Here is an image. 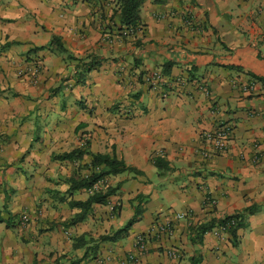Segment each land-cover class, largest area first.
Listing matches in <instances>:
<instances>
[{
	"label": "crops",
	"instance_id": "1",
	"mask_svg": "<svg viewBox=\"0 0 264 264\" xmlns=\"http://www.w3.org/2000/svg\"><path fill=\"white\" fill-rule=\"evenodd\" d=\"M115 9L113 0H0V264H119L131 253L136 259L130 264H190L195 255L202 256L201 264H264V0H145L141 29L132 34L114 25L119 24ZM55 35L77 57L91 52L105 58L84 82L71 78L80 101L62 103L63 122L88 106L95 118L103 112V121L120 117L127 129L119 141L105 136L104 146L94 143L92 150L112 152L116 143L117 154L144 173L110 177L123 181L118 194L107 205L94 204L87 218L73 225L68 222L79 210L70 207L65 192L66 179L76 169L48 167H78L51 158L74 147L49 152L47 143L32 146V105L20 106L18 96L24 93L15 88L9 61L47 45ZM129 35L140 44L132 51L123 39ZM111 37L120 39L114 47ZM41 51L47 48L34 53ZM5 56L8 61L1 62ZM169 61L173 66L163 74ZM122 66L133 72L158 70L162 77L159 89L140 85L134 97L123 99L122 113L113 114V88L126 85L123 77L118 81L123 85L112 86ZM221 125L232 129L224 152L205 141V133ZM61 140L58 146L66 147ZM158 156L171 167L164 174L153 162ZM32 168L39 173H28ZM83 192L74 198L86 199ZM141 193L147 202L127 237L93 240L123 227ZM116 198L123 200L118 216L111 211ZM249 206L259 209L239 229L237 245L217 223L201 242L194 241L196 226ZM24 212L27 225L20 223ZM180 212L185 219L176 218ZM164 220L172 221L174 235L151 236L149 252L137 250L136 237ZM79 237L83 244L78 245ZM171 247L181 251L180 259L167 256Z\"/></svg>",
	"mask_w": 264,
	"mask_h": 264
},
{
	"label": "rangeland",
	"instance_id": "2",
	"mask_svg": "<svg viewBox=\"0 0 264 264\" xmlns=\"http://www.w3.org/2000/svg\"><path fill=\"white\" fill-rule=\"evenodd\" d=\"M129 34L132 33L129 32ZM111 38L112 39H110L109 44L111 45V47H114L117 45V41H119L120 39L117 40V38L115 39V37ZM123 39L126 41L125 46L127 47V51H132L134 46L140 45L139 41L135 39L133 35L123 37ZM17 48L21 49V46ZM0 49L2 48L0 47ZM91 54V52H86L79 56H81L80 58L86 60L90 57ZM21 56L22 57H15V59L13 60L10 59L9 61H12V66L14 67V80L16 84L15 88L17 89V92L24 93L18 96V98L24 101L20 103V106H23V103L27 105L29 102H31L32 105L31 120L34 131L33 133H35V139L32 142V146H37L39 148L41 146L38 143H41L42 145L44 144V147H46L45 143H47L49 152L52 150L54 152H61L65 148L71 149V147L82 145V143H84L86 139H89L91 141V144H97V146L100 148L104 146L103 140L105 136L111 137L112 140L119 141L122 133H125L127 129V126H125V121L120 122V117L117 116L115 119L114 117H112L110 121H103V112H100V115L95 118L93 115L96 111L94 112V109L91 110V107L89 106L87 109H81L83 113H81V115H79L78 117L72 116L71 114V116L67 117L66 121L63 122L64 119L62 116V103L66 101L72 104L80 101V99L78 100V97L81 94H77L74 91L77 83L75 84L74 80L71 79L73 75L74 65L77 63L76 60L67 59V54H53L52 52H50L49 48H47V51H41L38 54H35L34 52L32 54V52L30 53L29 51L22 54ZM108 59L114 60L112 59V57H108ZM3 61H8V58L6 56L5 58H1V62ZM64 65H66L65 70ZM116 72L118 74L116 75L117 81H113L112 86L115 87L116 85H123L122 83L118 82L121 78L123 79V77L126 78V85H123L124 89L119 91L114 90L113 88V91L111 93V109L114 112L113 114H120V112L122 113L120 108L123 106V103H125L123 99H127V96L134 97V95L139 92L140 85H143V87L152 90H157L160 87V84L158 83V80L160 79H158L157 76V74H160V72L158 70L133 72V69L126 70V67L122 66L121 69L119 68V71L118 69H116ZM63 84L66 85V91L61 95L60 90ZM71 84H73V87L71 86ZM123 92H125L124 95ZM22 95L24 96L22 97ZM20 99H18L17 101H19ZM84 103L87 104V101L84 100ZM90 110L93 112H91ZM101 110L103 109L101 108ZM125 113H123L122 116ZM126 118L127 117H125V119ZM78 125L84 126L80 127V129L77 130ZM58 135L60 138H58ZM55 138L58 139L55 140ZM59 139H62L60 143L64 142L66 147H63L62 145L58 146ZM52 142H54V144H52ZM107 147L110 148L109 145H107ZM42 148H40V151L42 150L41 155L44 156L45 150L44 148ZM113 150H117L116 143L111 145V151ZM48 168L49 170L53 169L56 172L60 170L67 173H72L75 169H77V165L68 163L62 167L52 166ZM28 173L38 174L39 171L35 168H32L30 171H28ZM105 183L109 185L117 184V182L110 181L109 178L102 185L104 186ZM83 193L77 194V197L83 196ZM111 205L113 206V209L111 211L115 216H118L119 211L122 209L123 200L121 198H116L114 201H112ZM149 250L150 249H148V252ZM217 250L218 249H216L215 251ZM257 255H259V251ZM128 256H126L124 259H126ZM121 261L122 260L119 261V264Z\"/></svg>",
	"mask_w": 264,
	"mask_h": 264
},
{
	"label": "trees",
	"instance_id": "3",
	"mask_svg": "<svg viewBox=\"0 0 264 264\" xmlns=\"http://www.w3.org/2000/svg\"><path fill=\"white\" fill-rule=\"evenodd\" d=\"M116 3L117 9L115 13L119 17V24L114 22L118 30H127L128 32L135 33L141 29V17L140 11L145 0H113ZM113 19V17H112ZM49 48L50 50H56L63 54H67V59L76 60L74 73L72 78L75 79L77 83L84 82L88 75L97 67H99L105 58L91 54L88 59H82L72 54L63 44L59 36H53L51 41L47 45L37 46L31 49V52L38 50H44ZM173 66L172 62H166L163 65L162 73L169 74ZM261 79L260 77H257ZM17 95V94H16ZM84 125H79L77 130ZM88 161H85L86 158ZM52 160L69 161L78 163L77 169L72 175L67 177V183L69 184L68 189L65 194L68 195L69 205L71 208H77L79 211L74 215V217L68 222V225H73L78 222L85 220L88 214L93 210L94 204L107 205L110 202V198L117 195L123 181L118 182L116 185L106 184L103 186L104 182L110 178L115 177L123 173H133L134 176L144 175L143 171L135 166L129 165L126 160L119 156L116 150L112 152H96L92 150L90 140L86 139L85 142L77 147H74L70 151L63 153H54L52 155ZM154 164L159 170L160 174H164L171 169L169 162L163 157H155L153 159ZM78 191L88 192V197L86 199H75L74 194ZM64 194V197H65ZM148 196L145 194H138L134 200H132V205L134 206L135 213L127 223L110 233L101 235L97 239H93L97 242H115L129 235L130 229L133 224L139 220V216L144 210V203L147 202ZM65 200V199H63ZM136 201H138L136 203ZM259 208L256 206H249L242 211L227 215L219 220H214L209 223H202L195 227L196 237L194 241L198 240L201 242L204 238L206 232L210 231L217 223L220 226L229 227L227 231L231 235V239L234 245L238 243V231L239 229L246 226V220L249 215L257 212ZM12 220L14 218H11ZM8 222L11 225V221ZM234 221V223H232ZM84 237H79L77 239L78 245L83 244ZM202 256H193L190 259V264H201Z\"/></svg>",
	"mask_w": 264,
	"mask_h": 264
},
{
	"label": "built area",
	"instance_id": "4",
	"mask_svg": "<svg viewBox=\"0 0 264 264\" xmlns=\"http://www.w3.org/2000/svg\"><path fill=\"white\" fill-rule=\"evenodd\" d=\"M158 79H160L161 75L157 74ZM232 133L231 126L229 125H221L217 128L208 131L205 133V141L208 146L212 147L215 151L218 152H224L227 148L228 140L230 138V135ZM177 219H185L186 214L185 213H177L176 214ZM29 222V214L23 213L20 216V223L21 225H27ZM234 223V221L232 222ZM229 226V225H227ZM227 226H220L221 231L225 232L229 227ZM175 233L174 226L172 224L171 220H164L161 222H157L153 228L150 229V231L146 233H142L138 235L135 239V248L139 250L140 252H147L149 249V239L150 237H161L163 235L167 236H173ZM167 254L169 257L173 259H180L181 253L176 248H171L167 251ZM136 259V255L131 253L126 259L122 260L120 264H129L131 261Z\"/></svg>",
	"mask_w": 264,
	"mask_h": 264
}]
</instances>
